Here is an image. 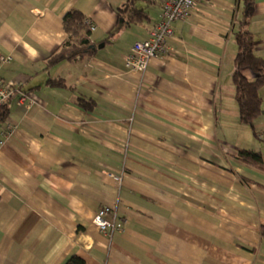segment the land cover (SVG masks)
<instances>
[{
  "label": "crops",
  "instance_id": "0c3cea01",
  "mask_svg": "<svg viewBox=\"0 0 264 264\" xmlns=\"http://www.w3.org/2000/svg\"><path fill=\"white\" fill-rule=\"evenodd\" d=\"M128 1L148 19L119 16ZM163 2L0 0V56L10 58L0 78L19 86L0 112V132L11 129L0 144V264H264V166L238 157L253 149L264 162V85L251 126L232 81L247 6L264 59V0H200L172 23L167 53L130 70ZM73 10L94 29L76 42L82 55L49 65ZM103 206L121 230L94 224Z\"/></svg>",
  "mask_w": 264,
  "mask_h": 264
},
{
  "label": "trees",
  "instance_id": "16d2710c",
  "mask_svg": "<svg viewBox=\"0 0 264 264\" xmlns=\"http://www.w3.org/2000/svg\"><path fill=\"white\" fill-rule=\"evenodd\" d=\"M251 11L252 7L247 6L246 19L244 21H240L241 24L236 32L235 40L237 53L234 60V69L232 71V81L237 92L236 101L240 121L244 124L252 126L262 111V99L259 95V91L264 85V59L255 55L254 50L256 42L254 34L251 30L246 28L248 23L245 21H249L248 18ZM123 13H126L128 20L130 22L133 21L134 23L142 22L144 18L148 19L146 11H144V9L132 7L131 1L126 2L123 7L120 8L119 16ZM63 22L70 38L65 40L58 53L49 58V65L57 63L63 59H72L75 55H82L83 51L81 49H76V42L83 45V43L88 40L90 27L81 12L77 10L68 12L64 16ZM112 35H114V32L110 36ZM246 67L250 68L257 74L255 79L250 80L242 73V69ZM56 83L63 85V83L58 81H56ZM78 102L85 109L94 108V102L92 100L80 98ZM238 157L242 162L250 164L255 168L261 169L264 166L263 156L260 151L253 149L240 150ZM259 232L261 238L264 239V226L260 227ZM66 264H85V261L82 257L75 255L68 260Z\"/></svg>",
  "mask_w": 264,
  "mask_h": 264
},
{
  "label": "built area",
  "instance_id": "2783aa9c",
  "mask_svg": "<svg viewBox=\"0 0 264 264\" xmlns=\"http://www.w3.org/2000/svg\"><path fill=\"white\" fill-rule=\"evenodd\" d=\"M199 1L164 0L161 19L146 31L144 40L135 42L131 52L127 56V67L130 70L143 73L153 58L164 56L167 53V39L173 33L172 23L186 18L191 10L198 5ZM90 28L94 29V26L90 25ZM9 59L7 56H0V67H7ZM18 87V85L11 87L0 78V112L9 105L13 97V92ZM23 98L22 96L20 99ZM7 134H11L10 128L7 132H0V144ZM259 138L264 140V132L259 134ZM93 222L103 232H113L115 230H121L123 227V221H119L116 212L109 206L99 208L93 217Z\"/></svg>",
  "mask_w": 264,
  "mask_h": 264
},
{
  "label": "rangeland",
  "instance_id": "374dc122",
  "mask_svg": "<svg viewBox=\"0 0 264 264\" xmlns=\"http://www.w3.org/2000/svg\"><path fill=\"white\" fill-rule=\"evenodd\" d=\"M256 55V54H255ZM245 71H249L250 72V69H246Z\"/></svg>",
  "mask_w": 264,
  "mask_h": 264
}]
</instances>
